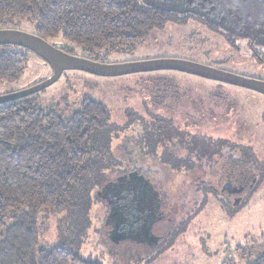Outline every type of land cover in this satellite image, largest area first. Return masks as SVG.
<instances>
[{
    "label": "rangeland",
    "instance_id": "rangeland-1",
    "mask_svg": "<svg viewBox=\"0 0 264 264\" xmlns=\"http://www.w3.org/2000/svg\"><path fill=\"white\" fill-rule=\"evenodd\" d=\"M202 24L191 17H173L163 28L150 30L134 49L110 55L108 63L181 59L264 81V55L260 58L245 55L208 33ZM12 28L37 35L33 24L22 22ZM50 43L56 46L61 41ZM6 50L27 54L28 65L18 81L0 84V97L21 93L51 78L52 68L35 54L19 47H0V52ZM76 52L77 56L85 57L82 50ZM214 98L225 103H221L222 112L212 108ZM26 99L42 109H57L66 119L80 109L83 100L90 99L106 106L112 125L107 145L110 156L89 177L76 204L69 209L42 211L37 216V250L69 243L83 261L98 264H104L102 261L112 254L120 264L138 262L153 252L158 253L152 264H222L235 254L236 246L242 248L243 254L253 255V259L264 252V180L252 195L243 194V205L232 214L212 196L187 223L181 208L167 207L168 220L155 226V234L166 239L159 248H148L132 240L114 245L113 225L109 222L113 205L105 191L124 172L122 160L115 158L121 152L118 134L130 130L139 133L136 121L151 125L154 114L172 120L182 129L192 124L204 131L216 117L230 113L234 122L243 126V132L256 139L255 151L264 165V96L173 71L117 78L67 71L57 83ZM105 207L108 213L104 216ZM12 223V219L6 220L7 227ZM99 245L106 251H101Z\"/></svg>",
    "mask_w": 264,
    "mask_h": 264
},
{
    "label": "trees",
    "instance_id": "trees-1",
    "mask_svg": "<svg viewBox=\"0 0 264 264\" xmlns=\"http://www.w3.org/2000/svg\"><path fill=\"white\" fill-rule=\"evenodd\" d=\"M173 17L206 22L164 13L140 0H0V30L33 24L42 39L60 40L56 46L63 51L75 55L80 49L86 58L104 63L112 54L134 49L150 30L163 28ZM27 65V54L1 51L0 84L18 81ZM58 111L27 99L0 105V264H86L69 243L37 250V216L76 204L89 177L110 156V113L90 99L70 118ZM153 124L162 123L137 120L135 127ZM155 140L153 133L135 139L136 153L149 147L139 143L154 145ZM186 162L178 164L185 167ZM132 163L141 170L137 160ZM8 218L13 223L7 227ZM251 264H264V252Z\"/></svg>",
    "mask_w": 264,
    "mask_h": 264
},
{
    "label": "flooded vegetation",
    "instance_id": "flooded-vegetation-1",
    "mask_svg": "<svg viewBox=\"0 0 264 264\" xmlns=\"http://www.w3.org/2000/svg\"><path fill=\"white\" fill-rule=\"evenodd\" d=\"M201 23L208 33L231 44L235 50L252 57L260 58L264 55V48L250 40L226 34L206 22ZM212 101V108L222 112L221 103L224 102L215 98ZM232 117L230 113H224L216 117L210 127L200 131L198 126L192 124H186L182 129L172 120L154 114L153 123L164 125L153 124L145 130L138 127L139 133L132 130L122 133L121 152L115 156L116 159L120 157L121 165L124 166L120 176L122 186L119 190L109 192L107 197L113 205L109 220L113 225L112 232L118 228V224L121 227L117 233L127 238L118 243L112 240L114 245L119 246L125 240H132L133 243L138 242V245L157 248L166 242L165 236L155 234V226L158 222L168 220L166 211L170 206L183 210L185 223L200 212L208 196L219 200L229 214L239 210L243 205V194L252 195L263 182L264 165L255 151L256 139L248 132H243V126L236 124ZM168 132L171 137L164 138ZM151 133L157 135V141L154 145L139 143L149 147L139 149V153H136L134 140L139 137L145 140V136ZM133 160H137L141 170L133 169ZM180 160L187 161L185 167L178 164ZM105 213H108V207L103 210L104 216ZM98 247L106 251L104 246ZM234 252L222 264H251L256 259L252 258L253 255L243 254L240 246H236ZM157 253L153 252L138 262L130 261L128 264H152ZM102 263L121 262L112 254Z\"/></svg>",
    "mask_w": 264,
    "mask_h": 264
},
{
    "label": "water",
    "instance_id": "water-1",
    "mask_svg": "<svg viewBox=\"0 0 264 264\" xmlns=\"http://www.w3.org/2000/svg\"><path fill=\"white\" fill-rule=\"evenodd\" d=\"M149 8L178 16L192 15L217 26L220 31L264 48V0H140ZM14 46L30 51L46 64L53 74L47 81L21 93L0 97V105L26 99L57 83L67 71H79L101 78H117L135 74L173 71L201 79L250 90L264 96V81L253 79L181 59H151L130 63H104L67 53L38 35L21 30L1 29L0 47ZM122 181L110 183L105 191L121 189ZM112 232L118 243L126 239ZM122 229V228H121ZM120 231V230H119ZM149 231V226H148ZM151 234V233H150ZM152 236V235H151Z\"/></svg>",
    "mask_w": 264,
    "mask_h": 264
}]
</instances>
